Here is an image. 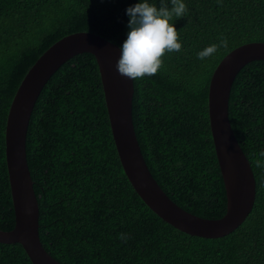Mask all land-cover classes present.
<instances>
[{
	"label": "trees",
	"instance_id": "16d2710c",
	"mask_svg": "<svg viewBox=\"0 0 264 264\" xmlns=\"http://www.w3.org/2000/svg\"><path fill=\"white\" fill-rule=\"evenodd\" d=\"M142 0H0V229L15 226L6 162L8 112L24 76L54 43L92 32L122 48L126 10ZM159 8L162 0H148ZM171 23L182 49L154 76L134 80L133 121L148 167L183 209L208 219L227 212L213 142L211 77L235 48L264 42V0H183ZM170 9V0H163ZM227 39L203 60L198 53ZM235 135L257 184L254 207L235 231L186 234L139 197L121 165L95 56L60 67L32 113L27 156L40 205V237L62 264H264V61L247 64L229 102ZM123 234L126 239L121 238ZM0 264H33L20 244L0 243Z\"/></svg>",
	"mask_w": 264,
	"mask_h": 264
},
{
	"label": "water",
	"instance_id": "95a60500",
	"mask_svg": "<svg viewBox=\"0 0 264 264\" xmlns=\"http://www.w3.org/2000/svg\"><path fill=\"white\" fill-rule=\"evenodd\" d=\"M122 48L92 32L67 35L47 49L30 67L12 100L5 130L6 162L15 212V226L0 229L1 244H20L33 264H62L45 248L40 237V205L27 156L32 113L50 78L69 60L95 56L111 130L124 172L143 202L163 221L201 238H222L235 231L251 213L257 184L249 159L232 128L230 94L240 71L264 61V42L243 44L229 52L216 67L209 84L210 129L227 195V212L220 219L195 215L175 203L153 177L133 121L134 80L118 73Z\"/></svg>",
	"mask_w": 264,
	"mask_h": 264
},
{
	"label": "clouds",
	"instance_id": "9594fccd",
	"mask_svg": "<svg viewBox=\"0 0 264 264\" xmlns=\"http://www.w3.org/2000/svg\"><path fill=\"white\" fill-rule=\"evenodd\" d=\"M170 3L172 7L169 9L162 0L161 6L157 8L148 0H142L126 10L130 17V32L116 65L121 76L132 80L154 76L162 67L163 57L167 53L182 49L179 32L171 21L173 17H184L187 7L183 0H170ZM220 47H228L227 39L206 47L198 53V58L203 60L210 57ZM121 238L127 237L121 234Z\"/></svg>",
	"mask_w": 264,
	"mask_h": 264
}]
</instances>
